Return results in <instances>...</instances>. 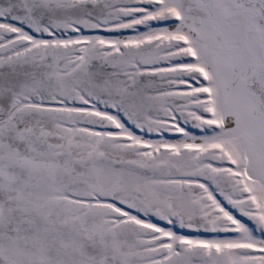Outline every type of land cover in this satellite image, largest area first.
I'll return each mask as SVG.
<instances>
[{
  "label": "snow or ice",
  "instance_id": "1",
  "mask_svg": "<svg viewBox=\"0 0 264 264\" xmlns=\"http://www.w3.org/2000/svg\"><path fill=\"white\" fill-rule=\"evenodd\" d=\"M0 264H264V0H0Z\"/></svg>",
  "mask_w": 264,
  "mask_h": 264
}]
</instances>
